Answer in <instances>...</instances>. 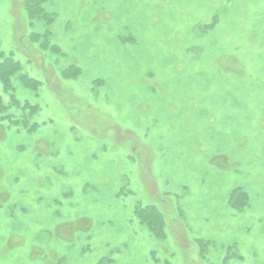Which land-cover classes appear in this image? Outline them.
Masks as SVG:
<instances>
[{"label": "rangeland", "instance_id": "rangeland-1", "mask_svg": "<svg viewBox=\"0 0 264 264\" xmlns=\"http://www.w3.org/2000/svg\"><path fill=\"white\" fill-rule=\"evenodd\" d=\"M0 264H264V0H0Z\"/></svg>", "mask_w": 264, "mask_h": 264}]
</instances>
